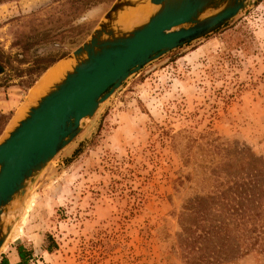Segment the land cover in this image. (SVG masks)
Listing matches in <instances>:
<instances>
[{
	"label": "rangeland",
	"instance_id": "obj_1",
	"mask_svg": "<svg viewBox=\"0 0 264 264\" xmlns=\"http://www.w3.org/2000/svg\"><path fill=\"white\" fill-rule=\"evenodd\" d=\"M112 1L88 0L81 12L72 8L83 0L0 2V104L20 101L0 112V138L28 95L23 70L63 62ZM204 131L264 155V0L148 62L102 101L8 207L4 222L19 233L9 232L0 261L23 245L24 264H186L178 214L199 186L171 136Z\"/></svg>",
	"mask_w": 264,
	"mask_h": 264
},
{
	"label": "water",
	"instance_id": "obj_2",
	"mask_svg": "<svg viewBox=\"0 0 264 264\" xmlns=\"http://www.w3.org/2000/svg\"><path fill=\"white\" fill-rule=\"evenodd\" d=\"M253 2L113 0L88 36L61 59L70 68L35 101L25 97L24 115L13 124L11 119L0 138V246L9 231L3 219L8 207L102 101L148 62L212 33ZM141 4L156 6L145 20H118Z\"/></svg>",
	"mask_w": 264,
	"mask_h": 264
},
{
	"label": "trees",
	"instance_id": "obj_3",
	"mask_svg": "<svg viewBox=\"0 0 264 264\" xmlns=\"http://www.w3.org/2000/svg\"><path fill=\"white\" fill-rule=\"evenodd\" d=\"M77 1L65 0L69 5ZM86 1L73 7L74 12H81ZM40 61L23 70L30 80L26 88L55 60ZM181 138L171 136V147L183 166L194 165L199 186L178 214L179 245L187 248L184 263L235 264L251 252L264 257V155L240 148L213 131ZM16 251L17 264H24L26 253L18 246Z\"/></svg>",
	"mask_w": 264,
	"mask_h": 264
},
{
	"label": "bare ground",
	"instance_id": "obj_4",
	"mask_svg": "<svg viewBox=\"0 0 264 264\" xmlns=\"http://www.w3.org/2000/svg\"><path fill=\"white\" fill-rule=\"evenodd\" d=\"M156 6L153 4H141L135 7H132L126 11H123V13H121L119 15L118 20L121 21V23L123 24H130L132 22H139V21H143L147 18V16L150 14V12L155 8ZM71 66V63L63 60V62L58 63L56 62V64L50 65L39 77L38 79L35 81V83L30 87L28 95L26 97L27 101H35L37 99V97L39 95H41L46 89L47 87L54 81L58 80L60 77H62V75L64 74V72L66 70H68ZM43 75V76H42ZM20 111V110H19ZM24 107L22 105V111L20 112V114H17L16 116L13 117L12 123L13 121H17L19 118H21L24 115ZM15 118V119H14ZM10 124V125H11ZM29 206V204H28ZM18 224V223H17ZM15 225L14 226V222H12L9 225V231L5 237L4 242L1 244L0 249H3L6 243V239L9 232H11L10 234V238H13L14 236H17L19 233V225ZM14 226V228L12 229V227ZM12 230V231H10ZM9 237V236H8ZM5 243V244H4ZM3 246V247H2Z\"/></svg>",
	"mask_w": 264,
	"mask_h": 264
},
{
	"label": "crops",
	"instance_id": "obj_5",
	"mask_svg": "<svg viewBox=\"0 0 264 264\" xmlns=\"http://www.w3.org/2000/svg\"><path fill=\"white\" fill-rule=\"evenodd\" d=\"M13 93L14 92H12V95ZM19 102L20 101L17 100L15 96H9L7 99L1 101L0 112L4 113L6 110H11L15 108ZM18 247H20V249L23 250L24 246L22 245ZM2 257L3 258L1 259L0 264H17L19 261L16 247H13V249L10 252H7V254H4Z\"/></svg>",
	"mask_w": 264,
	"mask_h": 264
}]
</instances>
